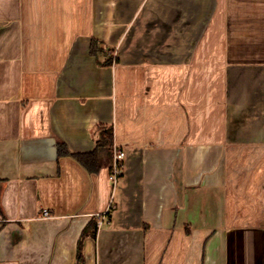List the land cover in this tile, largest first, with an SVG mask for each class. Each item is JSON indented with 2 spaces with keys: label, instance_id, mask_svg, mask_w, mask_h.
<instances>
[{
  "label": "crops",
  "instance_id": "1",
  "mask_svg": "<svg viewBox=\"0 0 264 264\" xmlns=\"http://www.w3.org/2000/svg\"><path fill=\"white\" fill-rule=\"evenodd\" d=\"M79 248L264 264V0H0V264Z\"/></svg>",
  "mask_w": 264,
  "mask_h": 264
},
{
  "label": "trees",
  "instance_id": "2",
  "mask_svg": "<svg viewBox=\"0 0 264 264\" xmlns=\"http://www.w3.org/2000/svg\"><path fill=\"white\" fill-rule=\"evenodd\" d=\"M101 52L104 54L105 59L101 61L97 58L99 64L112 65L113 63L117 62V59L113 58L110 50L104 49L100 45L99 41H97L96 39H92L91 44H90V53L97 57L98 53H101ZM100 127H101L100 137L97 140L96 148L87 154L79 155V159L82 161L81 163L89 169H94L98 167L99 163H98V158H97V152L99 151V149L103 147H105V149L109 151L112 149V145H113L112 128H105V126H102V125H100ZM95 230H96V227H94L92 231L93 236H95ZM77 262L78 264H84L80 248L78 249Z\"/></svg>",
  "mask_w": 264,
  "mask_h": 264
},
{
  "label": "built area",
  "instance_id": "3",
  "mask_svg": "<svg viewBox=\"0 0 264 264\" xmlns=\"http://www.w3.org/2000/svg\"><path fill=\"white\" fill-rule=\"evenodd\" d=\"M125 152L122 149L114 148L113 150V162L110 170V180L112 182H116V180L122 174V160L124 158ZM43 216H49V211L47 209H42ZM107 215V214H106ZM106 215L101 216L98 223L101 224L102 222L106 221Z\"/></svg>",
  "mask_w": 264,
  "mask_h": 264
}]
</instances>
